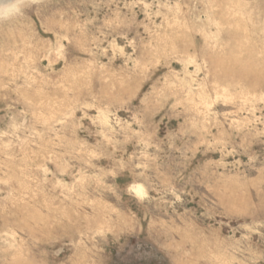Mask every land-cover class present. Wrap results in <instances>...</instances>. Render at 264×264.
<instances>
[{"label":"rangeland","instance_id":"1","mask_svg":"<svg viewBox=\"0 0 264 264\" xmlns=\"http://www.w3.org/2000/svg\"><path fill=\"white\" fill-rule=\"evenodd\" d=\"M0 264H264V0H0Z\"/></svg>","mask_w":264,"mask_h":264}]
</instances>
